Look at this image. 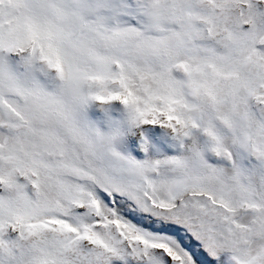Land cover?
Wrapping results in <instances>:
<instances>
[{
  "label": "snow or ice",
  "instance_id": "obj_1",
  "mask_svg": "<svg viewBox=\"0 0 264 264\" xmlns=\"http://www.w3.org/2000/svg\"><path fill=\"white\" fill-rule=\"evenodd\" d=\"M0 264H264V0H0Z\"/></svg>",
  "mask_w": 264,
  "mask_h": 264
}]
</instances>
